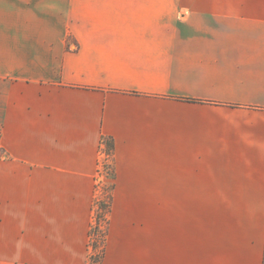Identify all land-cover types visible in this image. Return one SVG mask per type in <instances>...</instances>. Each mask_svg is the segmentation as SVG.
Wrapping results in <instances>:
<instances>
[{
  "label": "crops",
  "instance_id": "obj_1",
  "mask_svg": "<svg viewBox=\"0 0 264 264\" xmlns=\"http://www.w3.org/2000/svg\"><path fill=\"white\" fill-rule=\"evenodd\" d=\"M0 133V264H91L106 179L100 264H264V0H0Z\"/></svg>",
  "mask_w": 264,
  "mask_h": 264
},
{
  "label": "rangeland",
  "instance_id": "obj_2",
  "mask_svg": "<svg viewBox=\"0 0 264 264\" xmlns=\"http://www.w3.org/2000/svg\"><path fill=\"white\" fill-rule=\"evenodd\" d=\"M53 19L58 23V27H59L58 37L61 38L62 37L61 35L64 32L63 27L65 21V16L62 8L59 7L58 13L53 17ZM108 158L109 157L103 158L100 165L101 166L100 176H105L106 178L111 176L112 167H113L111 161L107 160ZM111 192H112L111 184H109V180L106 179V183L98 188V197L96 200L94 222L92 224V230H91V240H90V244L92 247L91 255L100 253V251L103 248V238L107 230V217L109 212H107V208L103 209L100 207V205L101 203H106L107 205L109 204ZM99 214L102 215L101 218H99Z\"/></svg>",
  "mask_w": 264,
  "mask_h": 264
},
{
  "label": "trees",
  "instance_id": "obj_3",
  "mask_svg": "<svg viewBox=\"0 0 264 264\" xmlns=\"http://www.w3.org/2000/svg\"><path fill=\"white\" fill-rule=\"evenodd\" d=\"M105 144H106L107 153L108 154L112 153L113 148H114L113 140L111 138H106ZM111 203H112V196L110 197V201H109L108 205L106 203H101L100 207L103 209L107 208V212H109L110 208H111ZM101 217H102V215L99 214V218H101ZM91 230H92V227H91ZM106 234H107V230H106L105 236L103 238V248L100 251V253H96L95 255H91V264H100L101 263L103 255H104V244H105Z\"/></svg>",
  "mask_w": 264,
  "mask_h": 264
},
{
  "label": "built area",
  "instance_id": "obj_4",
  "mask_svg": "<svg viewBox=\"0 0 264 264\" xmlns=\"http://www.w3.org/2000/svg\"><path fill=\"white\" fill-rule=\"evenodd\" d=\"M0 137H1V133H0Z\"/></svg>",
  "mask_w": 264,
  "mask_h": 264
}]
</instances>
